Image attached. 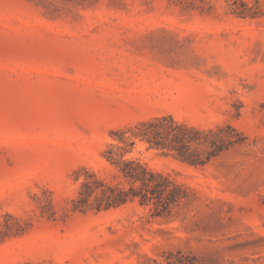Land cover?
I'll return each mask as SVG.
<instances>
[{"label": "rangeland", "instance_id": "rangeland-1", "mask_svg": "<svg viewBox=\"0 0 264 264\" xmlns=\"http://www.w3.org/2000/svg\"><path fill=\"white\" fill-rule=\"evenodd\" d=\"M163 115L248 140L203 167L136 146L129 157L196 192L174 218L74 212L76 172L112 179L113 134ZM6 214L26 231L0 241V264H166L178 251L264 264V0H0Z\"/></svg>", "mask_w": 264, "mask_h": 264}, {"label": "trees", "instance_id": "trees-1", "mask_svg": "<svg viewBox=\"0 0 264 264\" xmlns=\"http://www.w3.org/2000/svg\"><path fill=\"white\" fill-rule=\"evenodd\" d=\"M242 5L246 6L245 2L242 1ZM246 11V8L232 9L238 16L246 15ZM113 137L114 143L105 150L104 157L117 173L112 179H107L86 167L79 169L75 178L80 183L79 190L72 200L74 212L100 213L138 204L149 209L153 218H174L184 205L197 198L196 192L169 175L149 168L140 159L129 157L136 146L142 143L147 150L162 156L192 167H203L232 149L243 146L248 140L243 132L230 124L200 128L180 122L172 115L139 121L119 129ZM50 210V216L54 217L56 212L51 202L43 207L46 213ZM5 216V223L0 222V241L13 233L20 235L26 231L16 217ZM166 264L197 263L194 257L178 251L167 254Z\"/></svg>", "mask_w": 264, "mask_h": 264}]
</instances>
